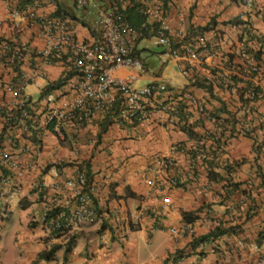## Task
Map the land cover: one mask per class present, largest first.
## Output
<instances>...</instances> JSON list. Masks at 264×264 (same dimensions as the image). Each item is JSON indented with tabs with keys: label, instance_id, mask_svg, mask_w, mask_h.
Listing matches in <instances>:
<instances>
[{
	"label": "built area",
	"instance_id": "2783aa9c",
	"mask_svg": "<svg viewBox=\"0 0 264 264\" xmlns=\"http://www.w3.org/2000/svg\"><path fill=\"white\" fill-rule=\"evenodd\" d=\"M122 1L118 6L114 0H2L0 74L6 71L7 76H0V122L17 124V132L33 143V155L41 150L45 131L59 139L69 135L75 141L76 131L112 109L113 123L118 125L132 126L158 113L172 127L190 128L194 135L174 140L155 158L151 168L162 175L147 181L150 189L144 195H148L152 188L185 185L195 176L196 159H213L214 153L226 148L232 138L228 135L231 125L241 132L253 124L248 117L228 124L185 83L175 85L165 76L166 70L156 73L145 66L135 46L149 38L160 45L157 55L161 62L176 66L186 83L203 77L197 71L194 48L183 40L182 30L172 25L161 0H136L138 10L148 18L137 27L126 12L127 0ZM58 5L67 11H59ZM51 64L61 66L57 79L62 77V82L42 92ZM216 69L217 73L207 78L217 86L231 78L250 81L249 88L258 84L257 62L239 67L228 61ZM145 74L149 79L143 81ZM29 85L37 95L28 92ZM238 86L233 82L227 85L232 91H240ZM259 95L251 90L245 94L251 101ZM13 138L0 144V196L7 183L13 181L14 190V180L38 166L39 175L31 183L40 202L37 215L45 236L61 238L65 248L76 229L98 220L92 196L95 183L80 161L54 159L40 165L22 161L23 148L15 150ZM177 155H183L187 164L181 167ZM162 201L167 202L168 197L163 196ZM144 210L140 206L132 221L140 222ZM187 228L183 223L169 230Z\"/></svg>",
	"mask_w": 264,
	"mask_h": 264
},
{
	"label": "crops",
	"instance_id": "0c3cea01",
	"mask_svg": "<svg viewBox=\"0 0 264 264\" xmlns=\"http://www.w3.org/2000/svg\"><path fill=\"white\" fill-rule=\"evenodd\" d=\"M175 1L169 9L173 24L177 22V10H183L185 16L181 27L196 26L216 13V27H225L229 32L222 20L249 10L251 6L264 7V0H254L255 4L253 0H242L248 1L247 4L239 0ZM228 3L231 4L229 7H223ZM190 9L193 14L189 17ZM250 21L264 38L261 15L251 13ZM223 37L229 39L227 34ZM60 68L59 64L49 65L47 81L57 79ZM0 76L6 77V71H2ZM148 79L149 75L145 74L143 81ZM27 90L32 93L34 87L29 85ZM197 91L201 93L202 89L199 87ZM257 109H264V102ZM236 113L238 116L244 114L242 108ZM100 118L97 116L85 129L76 131L75 141L69 135L66 139H59L45 131L37 155L31 154L33 143L19 131L14 130L12 135L4 136L2 141L5 143L14 137L15 150L23 148L20 158L24 162L40 165L49 164L54 159L88 161L89 177L96 184L98 220L76 229L74 244L66 252L61 238L46 237L37 215L40 202L31 185L39 175V168L31 167L14 180V190L10 185L12 181L6 184L4 195L0 196V264H264V189L256 174V152L251 137L237 135L228 141L225 149L214 153L213 159H208L218 166L222 177L209 178L207 162L196 159V173L188 183L167 186L162 190L152 188L148 195H144L150 189L147 181L162 175L151 168L155 158L167 151L174 140L185 139L188 135L182 129L167 124L156 113L153 118L132 126L113 123L98 139L96 132ZM253 118H257L256 112ZM177 157L181 167L187 164L183 155ZM242 158L244 160L234 167L232 176L238 185L233 192H227L229 196H225L220 183L226 175L221 166L227 160ZM163 196L168 197L167 202L162 201ZM239 203L243 213L248 210L250 215L242 216ZM140 206L145 207V213L140 222L134 224L131 219ZM184 211L192 212V220L183 219ZM15 214L16 227L9 234L13 247H8L6 235L2 232ZM219 222L226 227L236 223L241 229L190 247L192 235L206 233ZM183 223L188 224L186 230H169L170 227L178 229ZM56 244L59 246L52 251L50 258L41 256L43 250ZM150 245L152 247H148Z\"/></svg>",
	"mask_w": 264,
	"mask_h": 264
},
{
	"label": "clouds",
	"instance_id": "9594fccd",
	"mask_svg": "<svg viewBox=\"0 0 264 264\" xmlns=\"http://www.w3.org/2000/svg\"><path fill=\"white\" fill-rule=\"evenodd\" d=\"M114 1L117 3L118 6H122V4H124L122 0H114ZM148 1L154 3L157 0H148ZM161 1H162V7H164L165 9L167 8L168 13H170L169 9H171V6L176 3L175 0H161ZM239 1L244 2L245 4H247L248 2L242 0ZM125 4H126L125 7H127L126 12L128 14V17L136 27L139 26L145 20H148L147 16L142 14L138 10L137 7L139 3H137L136 0H127ZM253 4H255L254 0H253ZM230 5L231 4L228 3L223 7H229ZM251 13L256 15L259 14L264 19V7L251 6L249 7V10L247 9L245 11H241L238 14L228 17L221 21V23H223L224 26H227L230 29V32L225 27L222 28L216 27L217 25V20L215 18L216 13L210 15L201 24H198L196 26L181 27L180 25L183 22L185 16L183 14V10H177V22H175L176 25L173 24L171 20L170 22L172 23V25L182 30L183 40L186 41L188 44H190L192 48H194V53L196 55L194 60L199 61L198 62L199 67L197 68V71L198 73L203 75L201 79H198L195 82H191V83L185 82V84L188 87H190V89L193 90V92H196L197 94L201 95L204 99L207 108H210V110H214V112H216V115L218 112L219 117H221L222 119L225 118L226 116L229 117L230 115L231 119L235 120L234 123H237L236 121H242L244 118L248 117L249 122L253 124L251 127L254 126L256 132L257 129L259 128L258 127L259 124L264 125V109H257V107L262 102H264V97H263L264 67L260 64V61L264 58V38L262 35L256 32L255 27L250 21ZM192 14L193 12L190 9L188 16L190 17ZM233 19L235 20L233 21ZM224 34H227L229 39L227 38L224 39L223 37ZM200 37H202V39H200ZM222 40L224 41L221 42ZM158 47L159 50H161L160 45H158ZM228 61H230L231 64L239 67L246 66L251 61L257 62L259 65V71L257 73L259 75L257 73L255 74L257 76L258 84L254 88H249L251 84L250 81L247 82L242 79L240 80L236 78H231V82L235 83L236 86L239 85L238 87L240 89V91L238 90L232 91L227 87V85H229L231 82L229 83L225 82V84L219 83L218 86L210 82L207 76L217 73L216 65H218L219 63L224 65ZM166 68L168 69L166 70ZM170 68L172 71H174L176 69V66L171 65L169 63L167 64L161 63V70L159 72L161 71L163 72L166 70L165 76L167 77V73L171 71ZM175 85H179V84H175ZM207 86L211 88L212 93L208 90ZM199 87L202 89L201 93H198L197 91ZM247 90H251L255 92V95L260 94L259 95L260 97L253 98L251 101L250 98L245 96ZM206 94L211 95L209 100H206L207 99ZM222 107L223 109L221 110ZM217 108L220 109H218L217 111ZM240 108H242L244 114L238 116L236 111L239 110ZM255 112L257 115L256 118L257 120L253 118ZM259 115L260 116L262 115L261 119H259L260 118ZM231 122L232 121H230L229 123ZM230 130H232L233 133L230 134L229 131L228 135H230V137L232 138L240 134L244 135L243 131L241 132L238 131V127H236V125H231Z\"/></svg>",
	"mask_w": 264,
	"mask_h": 264
},
{
	"label": "trees",
	"instance_id": "16d2710c",
	"mask_svg": "<svg viewBox=\"0 0 264 264\" xmlns=\"http://www.w3.org/2000/svg\"><path fill=\"white\" fill-rule=\"evenodd\" d=\"M1 7H2V5L0 6V8ZM61 10L63 11L65 9H63L61 6H59V11H61ZM65 11H67V10H65ZM234 20L235 19H233V21ZM236 20H237V18H236ZM150 42L151 41L148 38L141 39L138 42V44L135 46L136 54H137V56H139V58L142 59V62L144 63L145 66L153 67L154 71L156 73H159V71L161 70V66L159 65L158 68L156 67V61H155V58L153 56L157 55L158 51H161L162 49L159 50V47L158 48L152 47L150 45ZM260 64L264 67V58L260 61ZM61 82H62V77H59L58 79L52 80V81L48 80L46 85L42 89V92H46V91H48V90H50L52 88H55L56 86L60 85ZM207 88L212 93L211 88H209L208 86H207ZM210 97H211V95H207V99L206 100H209ZM263 97H264V93H263ZM187 104L190 106V103H187ZM218 109H220V108H217V111H218ZM222 109H223V107L221 108V110ZM221 110H219V111H221ZM113 113H115V111H113V109L110 110V111H107L104 114V116L101 117L100 120L98 121L97 132H96V134L98 136V139H100V137L102 136V133L105 132L108 128H110V126L113 124V119H115V117H113ZM217 116L219 117L218 112H217ZM223 119L227 123L232 121L231 124H234V122H235L234 119H231L230 115H229V117L226 116ZM123 124H128V123H123ZM119 125H121V124H119ZM17 127H18V125L14 124L13 121L11 123H6L5 121L0 122V144H1V141L3 140L4 136L6 134L7 135L8 134L12 135L13 132H14L13 130H17L16 129ZM258 127L259 128L257 129L256 132H255L256 129L253 126V127H251L250 130L243 131V134L252 138L253 150L256 152V155H255V162H256V167H257L256 168V174L260 177L261 186L264 189V130H263L264 125L259 124ZM184 129H185V127H184ZM184 132H186V134L188 136L194 135L193 131H191L190 128H186L184 130ZM232 133H233V131L230 130V134H232ZM203 160L207 162L206 163V171H208L209 178H216L217 176L222 177V175H220V173H219L218 166H216V164H212L214 161L212 162V160H208V159L207 160L203 159ZM214 160H216V159H214ZM243 160H244V158H242L240 160L232 159L231 162H229L227 160V161H225V163H223V166H221L222 170L225 169V175H226V176L223 175V180L224 181H221V183H220L221 187L224 190L223 195L229 196L227 192H229L231 190L233 192L235 186L238 185L237 182L233 181V177L232 176H233V171L235 170L234 167L237 166L238 162H242ZM82 162H83V164L85 166L87 177L89 179H91L89 177V166H90V163L88 161H86V163L84 161H82ZM95 192H96V184L94 186V191L92 193L93 199L96 202ZM238 208L241 211L242 216L243 215H250L248 210H245L246 213H243L244 209H243L241 203H239ZM183 219H185L187 221L192 220V212L191 211H184L183 212ZM134 224H138V222H136ZM239 229H241V228L236 223L226 227L222 223L219 222V223L215 224L213 226V228L210 229L206 233H203V234L197 235V236L196 235H192L191 239L189 241V245H190L191 248H194V247H196V246H198V245H200L202 243L208 242L211 239H214V238H216L218 236H221V235H223L225 233L227 234V233H230V232H235V231H238ZM73 244H74V237L72 236V238L70 240H68L66 245H65V248H64L65 252L70 250L71 246ZM58 246L59 245L56 244L54 246H51L48 250H43L41 252V256L44 257V258H50L51 254H52V251H55V249ZM180 251L177 252V256L180 255Z\"/></svg>",
	"mask_w": 264,
	"mask_h": 264
},
{
	"label": "rangeland",
	"instance_id": "374dc122",
	"mask_svg": "<svg viewBox=\"0 0 264 264\" xmlns=\"http://www.w3.org/2000/svg\"><path fill=\"white\" fill-rule=\"evenodd\" d=\"M150 45L154 48H158V45H155L153 43L150 42ZM155 58V61H156V67L158 68V66L160 65L161 66V60H160V57L155 55L153 56ZM167 78L170 79L172 81L173 84H183L186 82V77L183 76L179 70L176 68L174 71H170L167 73ZM34 91V93H33ZM32 91V93L34 95H37V92L36 90L34 89ZM15 219H16V214L13 215V217L11 219L8 220V224L7 226L5 227L4 231L2 232L3 235H6V240H5V244L8 246V247H13V242L11 240V238L9 237V234H11L14 230V228L16 227V222H15ZM143 244L147 247V244H146V240H142ZM148 247H152V245L148 246ZM140 255V258L139 260L142 259V256L141 254ZM12 256L9 258L11 260Z\"/></svg>",
	"mask_w": 264,
	"mask_h": 264
}]
</instances>
